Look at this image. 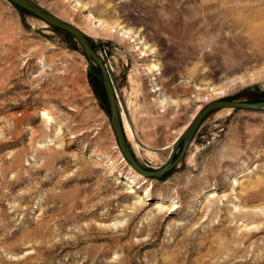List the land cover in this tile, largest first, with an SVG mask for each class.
<instances>
[{
  "label": "rangeland",
  "instance_id": "obj_1",
  "mask_svg": "<svg viewBox=\"0 0 264 264\" xmlns=\"http://www.w3.org/2000/svg\"><path fill=\"white\" fill-rule=\"evenodd\" d=\"M35 1L87 35L143 167L167 163L163 148L213 88L224 94L211 100L264 101V0ZM90 9L132 17L120 21L158 52L161 94L178 104L159 107L139 54L116 34L99 36ZM45 107L65 125L61 141L55 124L43 129ZM45 134L57 140L48 149L37 147ZM97 151L129 171L99 66L71 34L0 0V264H264V225L246 244L241 231L257 220L247 212L264 207V109L208 114L185 157L149 179L146 201ZM156 195L178 207L158 214Z\"/></svg>",
  "mask_w": 264,
  "mask_h": 264
},
{
  "label": "bare ground",
  "instance_id": "obj_2",
  "mask_svg": "<svg viewBox=\"0 0 264 264\" xmlns=\"http://www.w3.org/2000/svg\"><path fill=\"white\" fill-rule=\"evenodd\" d=\"M96 14H94L93 10L90 9L89 14L87 16V20H90L91 23H93V19H96V18L98 19L99 26L97 27V29L99 30V36H101L103 38H105V37L111 38L114 36V34H116L117 37L119 38V40L121 39L122 42H129L131 45L130 48L132 49V51L135 53L137 52L139 54V56H140L139 62L141 64V66L144 67L143 72L147 76H149V79H150L149 83L152 84L154 91H155V93H157V96L159 98V100L156 102L158 103V105L161 109H164L170 100L168 99V97L165 98L161 94L162 89L160 87L159 80H160V77L162 76L161 74L163 73V69L160 66L159 61L157 59L158 52H156V50L151 45L150 46L148 45L147 41L144 39L142 34H140L141 31L138 30V31L134 32V30L132 28H130L128 25L122 24V22L120 20L123 19L124 17L117 18L116 15L113 14V16H111V14L107 13V12H104V13L99 12L97 15ZM126 18L130 19L132 17H125L124 19L126 20ZM47 67H48L47 64H45L44 68H47ZM222 94H224V91L222 88H218V89L213 88V90L209 91L204 96L205 98L204 97L203 98L205 101H210L211 99H213V97L221 96ZM154 98L156 99V97H154ZM170 102L173 104H178L177 101H170ZM200 107L201 106H198V109H200ZM55 114H57V112L53 108H46L45 107L42 109L40 116L42 117V124L45 125V126H43V129L45 127V129L48 130L47 128L51 124H55L56 132L54 133V138H57L61 141V139H62L61 135L64 132L63 128L65 129V125L57 116H54ZM122 122H123L124 129L126 131L127 137L129 138V140L134 141L133 140L134 130L131 128L130 122H128L124 113H122ZM66 129H68V128H66ZM70 133L72 134V132H70ZM67 134H68V132H67ZM73 134H74V132H73ZM47 137H46V134L43 135V137H42L43 142L41 144H39L37 147L48 149L50 146H52V144L54 145V143L57 142V140L54 141V138H49V137L47 138ZM175 142H176V139L174 141H172L171 144H169L168 146L163 148V151L172 152V149L175 145ZM136 146H138V145H136ZM58 147L62 148L63 146H62V144H60V145H58ZM154 155L156 156L157 153L153 152V156ZM95 156H96V160L97 159L98 160L103 159L106 162V165L109 169L111 168V170H115V168H117L119 170L120 175L122 176V179L125 180L124 182L128 183L130 186H132L134 188L135 187L137 189L142 188V190L144 191L143 192V194H144L143 200L144 201H146L147 199L152 198V197L155 198V196L152 194V189L148 186L149 180L143 178L140 174L139 175L135 174L131 167H130L128 172H124V170H122L119 167V163L116 160H114L113 157H110L109 155L105 154V152L97 151V152H95ZM210 187L212 189L215 188L213 185ZM156 197H157V202L155 203L156 204L155 209H156L158 214L170 213V212H172V210H174L176 207H178L175 200L172 198H166V197H163L161 195H156ZM140 202H141V198L137 197L133 200V203H131V204L133 205L134 208H137L140 206ZM211 206L212 205L210 204L208 207L210 208ZM247 213H248L247 217H249V218H253V217L255 218L256 217L257 220L253 221L247 225L240 223V224H243V229H241V231L246 233L245 236L247 235L246 236L247 239L244 242V244H246V242H248L251 237L256 235L255 233H257V230L259 231V229L264 225V223H263V221H264V207H262L261 209L255 208L254 210L248 211ZM259 218H262V219L259 221ZM121 224H122V222H116V223H114V225L112 227H114V228L119 227Z\"/></svg>",
  "mask_w": 264,
  "mask_h": 264
},
{
  "label": "water",
  "instance_id": "obj_3",
  "mask_svg": "<svg viewBox=\"0 0 264 264\" xmlns=\"http://www.w3.org/2000/svg\"><path fill=\"white\" fill-rule=\"evenodd\" d=\"M8 1L17 5L24 11L32 13L39 19H42L43 22L45 21L50 26L56 29H62L65 32L71 34L74 38L78 40L81 47H83L84 52L89 59V62L92 63L93 60L97 63L101 71V80L108 99V107L110 109V123L112 124L115 138H117L120 153H122L124 161H126V163L134 171H136L138 174H141L147 180L152 178L156 179L163 177L185 157L188 145L191 143L194 134L199 128L201 122L208 114L215 112L216 110L230 108L242 110L248 109L254 111H260V109H264V101L242 102L232 99L227 100L222 98H215L214 100H211L206 103V105L202 107L199 112L191 119L188 126L185 128V131L178 135V138L176 139L175 145L172 149V153L166 164H164L161 168L157 169L143 167L141 163L138 162L135 153L129 146L128 139L125 136V130L121 119L120 108L117 104V93L115 92L114 86L112 84V78L110 77L109 70L104 66L103 62H101L94 49L89 46L87 35L75 25H72L62 20L57 15H54L53 13L46 10L35 0ZM179 144H182L181 149L179 150L180 152L178 153V155L175 157V150Z\"/></svg>",
  "mask_w": 264,
  "mask_h": 264
}]
</instances>
